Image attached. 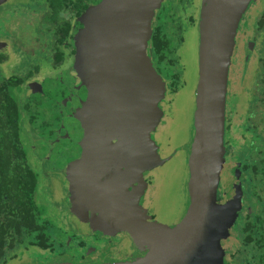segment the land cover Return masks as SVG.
Returning <instances> with one entry per match:
<instances>
[{"label": "rangeland", "instance_id": "rangeland-1", "mask_svg": "<svg viewBox=\"0 0 264 264\" xmlns=\"http://www.w3.org/2000/svg\"><path fill=\"white\" fill-rule=\"evenodd\" d=\"M164 2V7L157 13L156 23L169 39L167 57L172 63L160 68L155 65V70L159 71L155 73L158 76L163 75L167 84L173 80L175 90L171 91L168 85V94L162 103L165 109L164 121L155 137L156 143L158 142L157 155L169 156L160 165L152 166L146 174L150 191L145 204H148L150 213L144 211L143 214L146 219L154 215L155 220L148 219V225L143 221L136 225L127 224L131 231L125 230L126 226L116 228L113 227L117 224L112 212L103 207L101 209H106V213L102 215L103 227L97 224L99 220L93 225L92 216L98 217L96 210H100L98 207L103 205V201L102 198L95 196L96 188L95 185H91L92 180L87 178L89 187H86L84 192L91 202H95L78 208L83 191L71 179L62 176L66 175L65 168L59 170L61 175L58 174L56 165L53 167L50 162L46 163V160L51 161L54 144L57 141L53 139L51 133L40 137L36 125L31 129L26 123L25 112L24 122L20 128V139L28 162L37 172L35 199L39 211L46 216L50 224L54 225L47 228L52 250L30 247L24 240L6 253V261L3 264H103L133 261L161 249L182 228L190 214L198 185V164L194 165L193 176L188 168V158L192 150L181 147H185L193 140L196 131L194 96L205 0ZM44 10L45 5L36 0H4L0 4V42L6 44L4 49L7 59L0 64V80L9 75L25 76L27 73L30 75L29 80L42 79L40 94L44 102L36 106V113L37 118L45 126L46 123L53 124L55 101L59 94L65 95L71 74L64 75L63 71L51 72L52 68L47 65L49 34L45 32V27L41 23ZM262 13L264 0H247L234 22L230 43L227 46L223 113L224 157L211 221L204 231L212 238L219 239L222 254L220 264H236L235 260H240L236 259L240 242V228L237 224L239 218L242 219L250 207L248 203L242 201L247 195H244L242 190L240 163L245 158L247 150L244 138L248 133L244 132L243 126L246 122L255 121L254 125L258 126L256 130L262 128L257 113H255L257 120H253L255 116L252 112V107L255 108L252 105V96L258 68L257 60L264 47V24L257 29V22ZM28 25L35 27L37 37L32 36ZM148 27L149 20L145 27L146 33L149 31ZM32 37L34 39L29 45L21 43V39L32 40ZM34 50L39 54L37 61L27 58L29 55L27 51L34 53ZM21 53H25L26 58L21 59ZM39 62L42 63L41 67L37 65ZM46 75L50 76L43 78ZM173 76L176 78L172 79ZM164 82L162 81L165 91ZM32 86L34 85L30 81L25 83L24 89ZM35 123L40 122L36 120ZM157 176H160L159 180ZM114 182L111 179V184ZM227 207L231 217L226 222ZM85 217L90 223L89 226ZM145 225L148 226L145 227L146 230H135L136 227L141 228ZM196 248L199 250L192 251L186 264L218 263L216 253L209 249L204 250L206 248L204 238L198 241Z\"/></svg>", "mask_w": 264, "mask_h": 264}, {"label": "water", "instance_id": "water-1", "mask_svg": "<svg viewBox=\"0 0 264 264\" xmlns=\"http://www.w3.org/2000/svg\"><path fill=\"white\" fill-rule=\"evenodd\" d=\"M3 1L0 0V4ZM104 1L109 2V0H103L99 4L98 1L91 9L89 16H87L89 24L86 23V26L89 25L91 27L89 29L90 33L88 32L89 37L91 39L93 35L95 36L94 40L90 41L89 39L90 48L87 50L89 57L85 62V70L91 74V78L87 83H79V85H85L84 89L88 93L87 103L82 108L73 102L71 107L69 104L73 96L71 94L72 96L68 95L63 101L64 105H66L60 106V111H62L64 116V124L72 116L73 119H77L79 122L82 121L81 124H85L84 127H81L82 130H77L79 133L74 134L69 131L66 135L76 138L75 140L78 144L82 143L83 149L84 147H86V150L91 148L92 151L90 153H94L92 158L87 153V158L85 151L81 150L79 157H73L70 160L72 152L67 151L61 159L66 169V176L75 180L83 191L78 206L80 208L95 202H91L86 196V192H84L86 187H89L87 178L92 180L91 185H95V196L101 199L112 193L111 191L114 189L116 193H120L123 187L122 184L129 178L140 176L143 170L150 169L163 160L162 157L157 155V145L148 133L161 115L160 110L156 106V101L159 100V96L164 91L162 80L155 73L145 52L146 21L150 17L154 6L150 0H135L134 4H138V6L130 8V10H134L132 19L137 21V25L136 27L134 25L135 28L132 29L131 33L129 31L124 34L125 37L119 41L116 50L110 48L111 52L114 53L116 51L122 60H128V62L121 65L117 62H109V58L103 61L101 56L102 40L98 38L97 25H92L97 22V15L102 14L101 11L104 12L101 9ZM246 1L205 0L204 20L198 49V78L194 96L196 131L193 140L185 147H181L192 150V152L189 151L188 158V168L191 176H193L194 165L197 163L199 166L196 195L188 218L184 221L176 236L156 252L133 261L103 264H181L182 262L186 264L192 251L199 250L196 248V244L202 238H204L206 244L204 250L209 249L216 253L217 264L222 263L218 237L212 238L210 234L204 231L209 221H211L210 217L214 209L224 157L223 113L227 46L230 43L234 22ZM117 10L116 14L120 13L119 9ZM82 38L87 39V35ZM1 46L2 43H0ZM107 67L110 68V76L107 73L104 79L103 75ZM103 89L105 91L104 97L101 93ZM78 90L80 88H75L74 91ZM114 96L117 97L115 112L121 113L122 116L120 114L118 116L120 122H122L121 120H126L125 126L117 127L116 132L109 128L110 123H108L113 109L107 101L108 99L110 101L114 100ZM142 96L154 101V103L148 102L149 105H147V103L143 102ZM129 118L133 119L136 124L127 126L129 124L127 120L130 121ZM105 131L113 133H108L107 135L125 139L119 145V148L116 147L115 149L121 155H124V159L121 158L123 161L119 167L115 164H109L107 159L102 160L101 164V159H94V157L102 158L105 149L108 150L109 143L106 140L107 138L105 139ZM77 138H80V140ZM191 161L193 162V167H191ZM103 169L106 171L104 172ZM106 174L108 182L104 181ZM111 179L115 181L113 184H111ZM119 197L125 196L116 194L110 202L104 205L101 202L102 206L98 207L100 210H96L98 211V217L92 216L93 222L96 223L99 220L97 224L101 226L104 219L102 215L106 213V209L112 212L113 218L121 219L123 213L127 210L121 211V209H117L115 211L119 203L123 204V201H117ZM103 207L106 209H101ZM230 217L231 213L227 207L226 222ZM124 219L123 224H117L114 227L124 228L130 222V218L125 216Z\"/></svg>", "mask_w": 264, "mask_h": 264}, {"label": "trees", "instance_id": "trees-1", "mask_svg": "<svg viewBox=\"0 0 264 264\" xmlns=\"http://www.w3.org/2000/svg\"><path fill=\"white\" fill-rule=\"evenodd\" d=\"M48 5L50 21L54 20L62 7L79 9L86 0H44ZM97 2V1H96ZM89 3H95L89 0ZM78 6V8H76ZM264 24V13L257 22V29ZM67 30V29H66ZM152 54L158 67L170 65L167 57L169 39L160 26H156L151 38ZM0 53V63L6 62ZM252 96L253 115H258L262 128L255 121L243 126L248 136L244 138L246 156L240 163L242 201L249 204L242 219L239 218L240 242L236 264H264V47L258 58ZM166 64V65H165ZM176 78L173 76L172 79ZM21 78L15 75L0 80V264L5 263L7 252L26 240L30 247L52 250V241L47 228L49 220L39 211L35 194L37 172L28 162L21 144L20 128L24 122L35 128L37 118V98L33 94L24 95L20 87ZM169 89L174 91L173 80ZM253 120H257L256 116ZM233 255V253H230Z\"/></svg>", "mask_w": 264, "mask_h": 264}, {"label": "flooded vegetation", "instance_id": "flooded-vegetation-1", "mask_svg": "<svg viewBox=\"0 0 264 264\" xmlns=\"http://www.w3.org/2000/svg\"><path fill=\"white\" fill-rule=\"evenodd\" d=\"M98 1L100 4L103 0H98ZM136 1L135 0H121V1L120 0H109V2H107V1L103 2V4H102L103 7L101 9H103L104 12L101 11L102 14L97 15V22L92 24V25H97V27H98V31H97L98 34L97 35H98L99 40H102V43H101L102 54H101V56L103 58V61H106V58H109V62H113V63L117 62L121 65L128 62L127 59L122 60L116 51L114 53H112L110 48H114V50H116L119 41H121V39L123 37H125L124 34L128 33L129 31L131 33L132 29L136 27L137 21L136 20L134 21L132 19V12H134V10H130L131 7L136 8L138 6V4H134ZM150 1L154 7H152V13L146 21V25H147L148 20H149V27H148L149 31L146 33L147 37L145 40L146 41L145 52H146V55L148 56V58L150 60L152 67L155 70L156 69L155 65H156V67H158L157 66L158 63L156 62V60L154 59L153 54H152V44H151L152 40H151V38H152L153 31H154L155 27L159 26L156 23V17L158 16L157 13L159 12L160 8L164 7V5H165L164 1L165 0H150ZM36 2H41V4L45 5L44 13H43V15H41V23L45 27V32H47L49 34V36H47V37H49V40H48L49 41V43H48V45H49L48 46V52L49 53L47 56V58H48V64L47 65H49L52 68V70H50V69L49 70L51 72L52 71L53 72L54 71H58V72L63 71L64 75H67L69 73L71 74L70 78H68L70 80V83H68L69 85L67 86V91L65 92V95L59 94V96H57V100L55 101V105H54L55 114L53 117V119H54L53 124L49 125L48 123H46L44 126L42 121L39 120V122H40L38 124L39 126L38 127L36 126V129H38V135L40 137L43 136V134L46 136L47 134L49 135V133H51L52 137H54L53 139H55L57 141V143L54 144V150H53L54 154L52 153V155H51V161L46 160V163L48 164L50 162L52 166L56 165V168L58 169V174H61L59 172V170H63V168H65V166L61 162V159L64 157V155L67 151L72 152L70 160H72L73 157H79V153L81 150L85 151L87 158H88V155L91 158H92V155H94V153H92V154L90 153L92 151L91 148L89 150H86V147H84V149H83L82 143L78 144V142L75 140L76 138H73L71 136L66 135V133L68 134L69 131L73 132L74 134L79 133L77 130H80V129L82 130L81 127L82 126L84 127L85 124H81L82 121L79 122L77 119H73V116L69 120L66 119L67 122L65 120L66 123L64 124V116H63L62 111H60V106L64 105L63 101L65 100V98H67L68 95H71V94L73 95V96L71 95L72 97L69 101V104L71 107L73 106V102H75L77 106H80L82 108H83V105L87 103L88 93L84 89L85 85H79V83L80 82L87 83V82H89V80L91 78V74L87 73V70H85V62L87 61V58L89 57V52H87V50L90 48L89 47L90 46V44H89V39H90L89 33H90V31H89V29H91V27H89V25L86 26V23L89 24V21L87 20V16H89V14L91 13V9H93V7L96 5L97 2L89 3V0L83 1L84 4H82L79 7V9H74V10H72V8L68 7V6L62 7L59 9L54 20H51V21L49 19L50 18V16H49L50 12L48 9L49 7L46 4V2L44 0H36ZM116 7L120 11V13H118V14H116L118 11L116 9ZM76 8H78V6ZM109 8H111V9L109 11H107ZM121 9H122V11H121ZM145 20H146V18H145ZM134 25H135V27H134ZM28 26H29L28 29H30L29 32L32 33V36L37 37L38 33L34 29L35 27L33 28L30 25H28ZM40 35H41V32H40ZM86 35H87V39L82 38L83 36H86ZM33 37H32V40H30L29 38H27L25 40L21 39V43L23 45H27V44L29 45L33 41V39H34ZM94 38H95V36L93 35L91 37L90 41L94 40ZM122 42H124V41H122ZM0 43H2V46L0 47V53L4 54L6 56V52L4 49L6 47V44H5V42H0ZM23 51H25V50L23 49ZM27 52L29 54L28 56L25 53H21V59L26 58V56L29 60L31 59V61H37L39 59L37 57V55H39L37 51L34 50V53H32V51H27ZM115 57H117V58H115ZM25 62H26V60H25ZM41 64L42 63L39 62L37 65L39 67H41ZM63 65H67V66H63ZM49 66H48V68H49ZM35 69H36V67H35ZM109 70H110V68L107 67V69L103 75L104 79L106 78L107 73L110 76ZM157 73H159V71ZM9 76H12V75H9ZM9 76H7V77H9ZM15 76L21 78L20 87L23 90L24 95L33 94V95H35V98H37L36 102L39 105L43 104L44 100L41 99V94H40V92L42 91L41 86H40L42 79L35 80V81L29 80V78H30L29 73H27L25 75L26 77L25 76H17V75H15ZM49 76L50 75H46L43 78H46ZM159 76L161 77L162 81L164 82L163 75L159 74ZM30 81L32 82V84L34 86L29 87V88L27 87L24 89L25 83L27 84ZM168 84H169V82H168ZM168 84L166 81L164 82V86L166 87V89L159 96L160 97L159 100L156 101V106L160 110L161 115H160L157 123L154 125V127L148 132L150 138L157 145V148H158V142L156 143L157 140L155 137H156L157 132L159 131L158 128L160 127V125L164 121L163 117L165 114V109H164L162 103L165 100V95L168 94V89H167ZM75 88H80V90L74 91ZM101 93L104 97V95H105L104 89L102 90ZM114 93H116V92L114 91ZM113 98H114V100L110 101L108 99V101H107V103L113 109L112 116H111V118H109L108 123H110L109 128L113 132H116V129H118L117 127L120 128L121 126H125L126 120L125 121L121 120L122 122H120V118L118 116H119V114H120V116H122V115L120 112H115V107H116L115 103H117L116 102L117 97L114 96ZM142 98H143V102L147 103V105H149V103H151V104L154 103V101L149 100L147 97L142 96ZM77 110H78V108H77ZM80 113H82V112H80ZM129 119H130V121L127 120V122L129 123L127 126H133L134 124H136L133 119H131V118H129ZM100 121H102V119H100ZM108 133L113 134L110 131H108V132L105 131V139L107 138L106 140H108V143H109L108 147H107L108 150L105 149V152H103V155H102L103 159L101 157H96V158L94 157V159H96V160L101 159L100 164L102 163V160L107 159V162H109V164H113V165L115 164L116 166L119 167L122 164V161L124 159V155H121L119 153V151H116L115 149H116V147L119 148V145L123 141H125V139L122 137L116 138L114 136L107 135ZM154 134H155V136H154ZM58 138H59V141H58ZM77 139L80 140V138H77ZM87 153H88V155H87ZM168 156H169V154H167L166 156L161 155V157L163 159L162 162H164V160ZM118 158H119V160L117 161ZM121 158H123V159H121ZM161 163H159L158 165H160ZM116 166H115V168H117ZM162 166H160V167H162ZM160 167H158V168H160ZM149 170L150 169H145L141 172L140 176H137L134 178L133 177L129 178L124 184H122L123 187H122L120 193H116V191L114 189L113 191H111L112 193H110L109 195H106L105 197L102 198L103 205H104V204L110 202L111 200H113V198L116 194H122L125 196V197H119L118 198L117 201L118 202L123 201V204L121 205V203H119L116 206L115 211H117V209H121V211H125V210H127V211L123 213L122 218L119 219L118 221L116 220V218H114L116 224H123L122 222L125 220L124 219L125 216L127 218H130V222L127 224L133 223L136 225L137 223L143 221L144 223L147 222V225H148L149 224L148 219L155 220L153 218L154 215H152L150 218L147 217V219H146V217H144L145 215L143 214L144 211H146V213H150V209H149V207H147L148 204H145V202L147 201L146 196L149 195L148 192L150 191L149 190V181H148V178L146 177V174L148 173ZM103 171L105 172L106 170L103 169ZM156 175H157V173H156ZM160 175L162 176V173ZM62 176L65 178H68L66 175H62ZM159 177L157 176L158 180H159ZM68 179H71L77 185L75 180H73L72 178H68ZM153 180H154V178H153ZM104 181L108 182L107 181V174H106ZM82 194H83V192L81 193V195ZM134 200H135V202H134ZM84 219L87 221L86 217ZM87 224H88V226L90 225L89 221H87ZM93 225H95V222H93ZM147 225H145L144 227H141V228L136 227L135 230L136 231H144V229ZM53 226L54 225L51 224V227H53ZM51 227H48V228H51ZM126 228H127V226L125 227V230L131 231V229H129V227L127 229ZM88 231L90 232L89 229H88ZM47 251H50V250L47 249Z\"/></svg>", "mask_w": 264, "mask_h": 264}]
</instances>
